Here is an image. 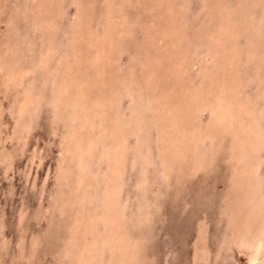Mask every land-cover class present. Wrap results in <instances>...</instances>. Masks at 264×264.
<instances>
[{
	"label": "rangeland",
	"instance_id": "1",
	"mask_svg": "<svg viewBox=\"0 0 264 264\" xmlns=\"http://www.w3.org/2000/svg\"><path fill=\"white\" fill-rule=\"evenodd\" d=\"M0 264H264V0H0Z\"/></svg>",
	"mask_w": 264,
	"mask_h": 264
},
{
	"label": "bare ground",
	"instance_id": "2",
	"mask_svg": "<svg viewBox=\"0 0 264 264\" xmlns=\"http://www.w3.org/2000/svg\"><path fill=\"white\" fill-rule=\"evenodd\" d=\"M118 32V31H117ZM232 49V48H231ZM214 79V78H213ZM172 91V90H171ZM249 150V149H248Z\"/></svg>",
	"mask_w": 264,
	"mask_h": 264
}]
</instances>
